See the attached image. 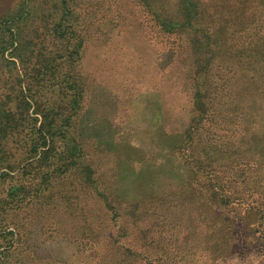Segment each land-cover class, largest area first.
I'll return each instance as SVG.
<instances>
[{"label": "rangeland", "instance_id": "rangeland-1", "mask_svg": "<svg viewBox=\"0 0 264 264\" xmlns=\"http://www.w3.org/2000/svg\"><path fill=\"white\" fill-rule=\"evenodd\" d=\"M23 1L26 17L52 10L55 2L0 0V18ZM185 1L75 0V33L85 51L76 68L84 78V98L72 122L81 167L75 173L74 165L71 177L62 170L50 176L28 169L36 175L26 188L19 172L32 158L13 170L0 169V200L6 201L0 204L7 211L0 216V264H12L17 255L24 264H110L123 243L144 252L147 261L138 264H264L260 122L240 149L224 143L201 155L217 174L232 164L226 174L231 179L223 182L235 195L203 194L194 204L186 196L193 174L179 149L195 113L184 87L187 69L171 52L175 35L155 15L166 9L177 15ZM29 113L35 116L33 109Z\"/></svg>", "mask_w": 264, "mask_h": 264}, {"label": "trees", "instance_id": "trees-1", "mask_svg": "<svg viewBox=\"0 0 264 264\" xmlns=\"http://www.w3.org/2000/svg\"><path fill=\"white\" fill-rule=\"evenodd\" d=\"M54 1L52 10L27 17L23 1L0 18V169L13 170L25 157L32 158L29 167L19 172L23 188L36 175L28 169L44 170L50 176L62 170L63 176L71 177L81 167L74 147L78 139L72 131L85 92L84 78L76 71L85 52L75 33L80 2ZM235 2L187 0L177 15L169 9L155 12L161 28L175 35L173 58L188 74L184 87L191 94L195 116L183 132L179 154L193 174L185 187L193 204L203 194L219 199L235 195L223 182L231 179L226 174L232 164L223 165L225 170L217 174L214 163L201 159L205 150L217 151L224 143L240 149L257 133L259 122L264 127V5ZM47 93L52 94L48 99ZM1 204L3 217L7 211ZM121 228L119 233L134 236ZM227 235L221 237L229 239ZM145 241L150 243L149 236ZM121 246L114 248L115 258L108 263L147 261L141 257L144 252L126 243ZM14 258L12 264H24L20 255Z\"/></svg>", "mask_w": 264, "mask_h": 264}]
</instances>
